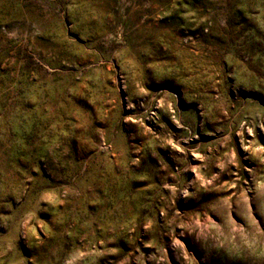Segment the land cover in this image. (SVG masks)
<instances>
[{
	"label": "rangeland",
	"instance_id": "374dc122",
	"mask_svg": "<svg viewBox=\"0 0 264 264\" xmlns=\"http://www.w3.org/2000/svg\"><path fill=\"white\" fill-rule=\"evenodd\" d=\"M0 264H264V0H0Z\"/></svg>",
	"mask_w": 264,
	"mask_h": 264
}]
</instances>
